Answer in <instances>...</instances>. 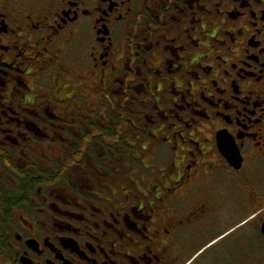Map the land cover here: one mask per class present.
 I'll return each instance as SVG.
<instances>
[{"label": "flooded vegetation", "instance_id": "af4514ba", "mask_svg": "<svg viewBox=\"0 0 264 264\" xmlns=\"http://www.w3.org/2000/svg\"><path fill=\"white\" fill-rule=\"evenodd\" d=\"M242 3L224 5L220 19L229 27L243 23L229 12ZM85 4L91 7L90 0H0V38L25 52L45 41L52 58L21 63L18 53H5L17 62L0 88V264H186L191 232L226 213L247 227V247L264 249V56L250 66L234 56L219 67L204 61L213 72L197 83L203 115L186 133L197 134L177 140L173 152L162 122L151 127L155 140L145 130L161 80L149 76L137 92L143 77L133 78L124 63L143 47L125 21L136 32L132 20L164 16L160 0H131L100 20L85 14ZM126 7L131 13L118 21ZM248 34L239 38L242 54ZM144 56L153 65L163 59ZM166 98L165 111L182 99ZM191 114L186 109V122Z\"/></svg>", "mask_w": 264, "mask_h": 264}, {"label": "snow or ice", "instance_id": "6c2138e0", "mask_svg": "<svg viewBox=\"0 0 264 264\" xmlns=\"http://www.w3.org/2000/svg\"><path fill=\"white\" fill-rule=\"evenodd\" d=\"M130 2L131 0H90L91 7L85 4L82 10L86 15L95 16L96 20H100L101 15L108 19L114 8L118 5L130 4ZM228 2L229 0H206V2L205 0H160L159 7L165 15L154 13L152 20L144 21L139 18L132 20L130 23L137 26L136 32H133L129 22L125 21V13L130 14L131 8L126 7L123 13L116 12L117 20L125 21V31L130 37L137 40L143 38V47L138 43L135 51L124 60L127 72L133 78L143 77L140 85L134 86V90L143 91V85L148 83L149 76L161 80V83L154 85L152 108L149 113L145 114V130L155 140L156 136L151 132V127L155 126L158 121L162 122L164 130L173 133L170 149L173 152L178 147L177 140H194L197 134L186 135L187 130L199 123L197 117L203 115L195 96L196 91L203 95V87L198 89L197 83L201 86L206 84L207 80L204 79V75L210 76L213 72V65L206 64L204 61L215 59V66L219 67L225 63V57L234 56L239 59L241 66L245 61L250 66L252 60L260 63L259 58L264 56V0H243L241 6L230 9L231 19L243 20V23L233 24L231 27L228 26L227 18L220 19L225 16L224 5ZM232 2L239 4L240 0H232ZM165 5L170 6L174 11H168ZM161 27L165 30L160 31ZM172 32H175V35H171ZM246 32L249 33L246 37L248 43L245 44L242 54L238 46L244 43V40L239 38L245 37ZM153 34L155 39H153ZM51 38L52 34L49 33L48 39L51 40ZM178 41L182 42L178 43ZM252 41L258 42L253 44ZM126 44H131V39L127 40ZM33 48V52L21 51L19 48L13 50L9 48L4 39L0 38V69L3 70L0 71V88L5 86L7 66L17 62L13 59H6L5 53L9 51L18 53L21 63L26 57H31L33 61L43 57L46 63H52V58L45 56V53L49 51L47 42L38 40ZM252 48L255 51H252ZM142 53H151L153 58L159 60L163 57V59L160 63L153 65L147 56L141 58ZM181 53L184 55L181 56ZM133 56L136 58L135 61L132 59ZM161 63L168 68L167 74L161 68ZM230 66L235 68V59ZM44 69L45 65L42 64L37 71L43 72ZM146 73L149 75H145ZM212 79L215 82V76ZM178 80L182 83H177ZM119 82L124 83L123 80ZM169 94L182 99L175 101L174 106L165 111L160 104L168 102L166 97ZM188 97L192 99L189 100ZM144 107H148V104L144 103ZM186 109L191 110L192 113L187 122L184 118ZM128 123L132 124V121L129 120ZM197 132H203V127H200ZM163 142L169 143L168 138L165 137ZM144 147L146 151L149 150L148 145ZM198 150L199 143H196L194 148L189 149V152L194 157ZM172 165L175 166L174 160Z\"/></svg>", "mask_w": 264, "mask_h": 264}, {"label": "rangeland", "instance_id": "374dc122", "mask_svg": "<svg viewBox=\"0 0 264 264\" xmlns=\"http://www.w3.org/2000/svg\"><path fill=\"white\" fill-rule=\"evenodd\" d=\"M90 106V110L97 109L96 99ZM237 223L226 213L207 219L202 229L192 231L186 264H264V249L256 244L247 247V227H236Z\"/></svg>", "mask_w": 264, "mask_h": 264}]
</instances>
